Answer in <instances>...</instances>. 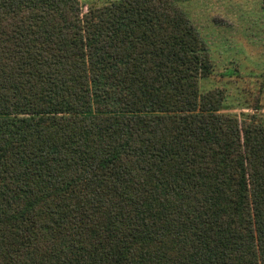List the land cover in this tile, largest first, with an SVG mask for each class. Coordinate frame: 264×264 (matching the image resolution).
<instances>
[{"label":"trees","instance_id":"obj_1","mask_svg":"<svg viewBox=\"0 0 264 264\" xmlns=\"http://www.w3.org/2000/svg\"><path fill=\"white\" fill-rule=\"evenodd\" d=\"M211 53L175 0H0V264H264V122Z\"/></svg>","mask_w":264,"mask_h":264},{"label":"rangeland","instance_id":"obj_2","mask_svg":"<svg viewBox=\"0 0 264 264\" xmlns=\"http://www.w3.org/2000/svg\"><path fill=\"white\" fill-rule=\"evenodd\" d=\"M210 45L214 73L202 79V90L222 87L225 113H257L264 122V30L260 0H175ZM84 10L100 0H80ZM255 94L259 109L251 107ZM244 103V104H243ZM249 105V106H248Z\"/></svg>","mask_w":264,"mask_h":264}]
</instances>
